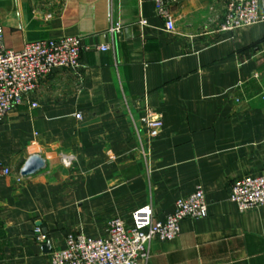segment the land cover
<instances>
[{"label":"crops","instance_id":"crops-1","mask_svg":"<svg viewBox=\"0 0 264 264\" xmlns=\"http://www.w3.org/2000/svg\"><path fill=\"white\" fill-rule=\"evenodd\" d=\"M163 1L172 32L155 0H0L3 50L80 40L79 68L52 71L0 121V264H49L67 236L105 238L145 206L163 221L197 186L207 216L151 242L146 264H264V207L228 200L234 181L264 175V19L221 31L222 0ZM144 107L163 122L153 140ZM33 155L44 167L22 177Z\"/></svg>","mask_w":264,"mask_h":264},{"label":"built area","instance_id":"built-area-1","mask_svg":"<svg viewBox=\"0 0 264 264\" xmlns=\"http://www.w3.org/2000/svg\"><path fill=\"white\" fill-rule=\"evenodd\" d=\"M222 5L221 31L251 26L264 19L258 12L260 0H222ZM155 12L164 22V29L172 32V17L163 0H155ZM139 24L145 25V21L140 20ZM119 30L120 25L115 24L110 31ZM1 41L0 29V121L22 105L36 90L39 81L52 71L79 68L80 40L77 37L32 41L18 51L3 50ZM108 49L102 47L101 51ZM31 107H37V104L31 103ZM75 117L79 119L80 115ZM139 124L146 131L148 140L157 138L163 127L161 116L149 107H144ZM9 174L10 170L0 163V175ZM228 200L240 212L264 207V175H248L234 181ZM207 207L203 190L197 186L175 201L173 212L163 221L156 220L152 208L145 206L132 213L130 227H126L120 218H111L106 225L105 238L83 234L67 236L65 248L53 252L49 264H146L151 242L173 241L180 233V223L186 219L205 218ZM34 233L37 242L45 241L46 237L39 228Z\"/></svg>","mask_w":264,"mask_h":264},{"label":"water","instance_id":"water-1","mask_svg":"<svg viewBox=\"0 0 264 264\" xmlns=\"http://www.w3.org/2000/svg\"><path fill=\"white\" fill-rule=\"evenodd\" d=\"M44 167V162L37 155L31 156L28 161L25 163L23 168L20 171L22 177H29L36 174ZM43 234H46V231H43ZM42 250L44 253H51L50 243L47 242L42 246Z\"/></svg>","mask_w":264,"mask_h":264}]
</instances>
